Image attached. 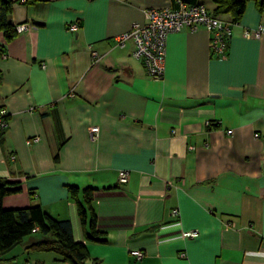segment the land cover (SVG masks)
<instances>
[{"label":"crops","instance_id":"1","mask_svg":"<svg viewBox=\"0 0 264 264\" xmlns=\"http://www.w3.org/2000/svg\"><path fill=\"white\" fill-rule=\"evenodd\" d=\"M11 1L10 22L29 30L8 42L0 35V107L9 117L0 180L20 189L3 208L38 205L68 220L74 241L98 260L87 264H264V9L247 4L225 60L204 29L171 34L163 78L153 81L132 41L114 39L172 0ZM260 26L259 38L244 36ZM86 189L103 242L87 240L88 216L84 225L78 214ZM187 231L198 236L184 239ZM36 240L0 264H67L27 252Z\"/></svg>","mask_w":264,"mask_h":264},{"label":"trees","instance_id":"2","mask_svg":"<svg viewBox=\"0 0 264 264\" xmlns=\"http://www.w3.org/2000/svg\"><path fill=\"white\" fill-rule=\"evenodd\" d=\"M44 1L46 0H23V3L25 5H34ZM177 1L187 5H205L203 3L204 0H172V8L177 7ZM206 1L213 6L210 11L208 10L209 15L228 23L232 28L242 18L248 3H253L259 12L264 9V0ZM13 4L14 2L11 0H0V35H2L5 42L10 41L16 35V26L10 22ZM225 16L229 17V22L221 19ZM4 54L5 47L0 44V58ZM8 118V115L3 118L6 127L0 131V141L7 130ZM207 127L210 128L212 125L209 124ZM19 190L17 183L0 180V259L4 258L9 252L19 246L25 238L36 235L38 240L30 243L26 247L27 252L53 253L59 257L57 261L67 264L98 262L97 259H91L89 257L84 244L74 241L71 224L68 220L55 219L43 211L38 205L16 210L4 209L2 206L3 199L10 194L17 193ZM91 192V189L84 190L83 199L85 208L78 203V214L84 225L88 216L87 240L91 242H103V239H99L101 233L96 229V215L91 207ZM35 229L37 231L33 232Z\"/></svg>","mask_w":264,"mask_h":264},{"label":"built area","instance_id":"3","mask_svg":"<svg viewBox=\"0 0 264 264\" xmlns=\"http://www.w3.org/2000/svg\"><path fill=\"white\" fill-rule=\"evenodd\" d=\"M176 5V8L168 6L162 9L146 10L144 13V23L133 24L129 31L116 36L114 39L119 46H122L127 41H132L134 45L132 57L143 63L148 77L153 81H159L163 78L167 39L174 33L182 31L194 33L199 29H204L209 35L211 53L220 60L226 59L227 47L232 36V26L218 18L210 16L208 9L203 4L187 5L177 1ZM28 30L29 27L25 24L16 27V33ZM77 30V24H71L68 28V31L71 33ZM262 32L263 28L260 26L254 31H244V36L246 38L257 39ZM87 49L90 52L93 63L97 62L100 59V55L93 51L91 46H88ZM6 115V111L1 108L0 131L6 127L3 121ZM207 126H209V123H207ZM89 131L92 140L98 137L97 127H92ZM227 134L230 135L232 132L228 131ZM37 140L36 138L29 140L26 144L30 145ZM10 159L13 161L15 158L10 157ZM127 180L128 176L126 172L118 173V182L121 185L126 184ZM172 214L177 216L178 211L174 210ZM227 226L228 228L234 227L233 224H228ZM36 231L37 229L33 230V232ZM197 236L198 233L196 231H187L182 234L184 239L195 238ZM130 255L137 260L143 258V254L138 250L131 251Z\"/></svg>","mask_w":264,"mask_h":264},{"label":"rangeland","instance_id":"4","mask_svg":"<svg viewBox=\"0 0 264 264\" xmlns=\"http://www.w3.org/2000/svg\"><path fill=\"white\" fill-rule=\"evenodd\" d=\"M203 3L205 4L206 8L210 11L211 10L210 3L208 1H206V0H204ZM22 25H24V24H22ZM20 261L21 262L19 264H22L23 260H20Z\"/></svg>","mask_w":264,"mask_h":264}]
</instances>
